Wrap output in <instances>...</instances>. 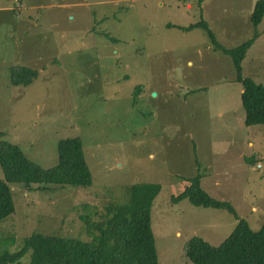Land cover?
Instances as JSON below:
<instances>
[{
    "label": "rangeland",
    "instance_id": "obj_1",
    "mask_svg": "<svg viewBox=\"0 0 264 264\" xmlns=\"http://www.w3.org/2000/svg\"><path fill=\"white\" fill-rule=\"evenodd\" d=\"M256 1L0 0L2 137L49 168L58 139L79 135L92 175L88 187L12 184L1 250L32 233L85 240L94 211L127 201L130 184L152 182L161 184L151 207L159 264H194L184 250L191 237L218 245L236 223L227 210L172 201L197 173L206 192L260 228L264 124H244L241 83L208 31L177 26L206 19L227 47L258 35L242 75L264 83V16L258 25L250 16ZM16 66L37 77L13 84Z\"/></svg>",
    "mask_w": 264,
    "mask_h": 264
},
{
    "label": "trees",
    "instance_id": "obj_2",
    "mask_svg": "<svg viewBox=\"0 0 264 264\" xmlns=\"http://www.w3.org/2000/svg\"><path fill=\"white\" fill-rule=\"evenodd\" d=\"M202 1L198 0L199 3ZM263 16L264 0H257L251 21L258 25ZM167 25L174 24L169 22ZM177 26L182 29L200 26L208 31L214 48L231 58L235 80L241 83L244 124H264V83L242 75V60L258 35L227 47L218 41L206 19ZM37 74V70L16 66L11 69L10 80L13 84L25 85L31 83ZM136 88L140 90L139 86ZM2 134L0 129V164L4 173V178H0V221L15 211L12 184L28 189H41V185L49 184L75 187L92 184L79 135L59 138L56 164L43 168ZM249 162L255 163V159L249 158ZM202 177L201 173H197L184 178L187 183L183 191L174 195L172 201L177 203L188 199L196 206L227 210L235 217L236 223L218 245L210 244L199 235L191 237L184 247L187 258L194 264H264V221L260 228L254 229L249 221L237 214L228 200L218 199L206 192ZM127 190V201L109 204L101 213L94 211L98 219H86L89 228L85 240L32 233L24 237L21 246L14 251L1 250L0 246V264H159L151 228V207L161 191V184L133 183ZM10 238L7 237L6 242Z\"/></svg>",
    "mask_w": 264,
    "mask_h": 264
},
{
    "label": "crops",
    "instance_id": "obj_3",
    "mask_svg": "<svg viewBox=\"0 0 264 264\" xmlns=\"http://www.w3.org/2000/svg\"><path fill=\"white\" fill-rule=\"evenodd\" d=\"M203 2V1H202ZM255 4V3H254ZM187 7H190V5L189 4H187ZM250 16H251V12H250ZM243 61V60H242ZM241 90H242V87H241ZM242 92V91H241ZM250 143H252L251 141H250ZM203 178V177H202ZM253 209H255V207H253Z\"/></svg>",
    "mask_w": 264,
    "mask_h": 264
},
{
    "label": "built area",
    "instance_id": "obj_4",
    "mask_svg": "<svg viewBox=\"0 0 264 264\" xmlns=\"http://www.w3.org/2000/svg\"><path fill=\"white\" fill-rule=\"evenodd\" d=\"M262 165L261 164H258V167L260 168Z\"/></svg>",
    "mask_w": 264,
    "mask_h": 264
},
{
    "label": "water",
    "instance_id": "obj_5",
    "mask_svg": "<svg viewBox=\"0 0 264 264\" xmlns=\"http://www.w3.org/2000/svg\"><path fill=\"white\" fill-rule=\"evenodd\" d=\"M153 94V93H152Z\"/></svg>",
    "mask_w": 264,
    "mask_h": 264
}]
</instances>
